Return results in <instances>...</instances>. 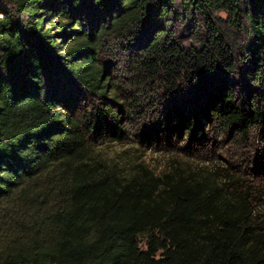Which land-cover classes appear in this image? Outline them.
<instances>
[{
	"label": "trees",
	"instance_id": "1",
	"mask_svg": "<svg viewBox=\"0 0 264 264\" xmlns=\"http://www.w3.org/2000/svg\"><path fill=\"white\" fill-rule=\"evenodd\" d=\"M208 127L264 136V0H0V264H264L241 183L99 150Z\"/></svg>",
	"mask_w": 264,
	"mask_h": 264
},
{
	"label": "rangeland",
	"instance_id": "2",
	"mask_svg": "<svg viewBox=\"0 0 264 264\" xmlns=\"http://www.w3.org/2000/svg\"><path fill=\"white\" fill-rule=\"evenodd\" d=\"M161 101V96L154 99L156 104ZM99 150L124 173L143 165L157 175L173 171L183 177L228 176L229 182L249 190L260 209L264 207V136L260 134L242 139L208 127L201 141L188 136L181 143L178 139L141 143L133 133L129 141L103 145Z\"/></svg>",
	"mask_w": 264,
	"mask_h": 264
}]
</instances>
